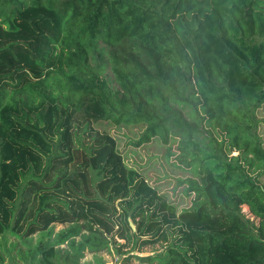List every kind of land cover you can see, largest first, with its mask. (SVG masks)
<instances>
[{
    "label": "trees",
    "instance_id": "trees-1",
    "mask_svg": "<svg viewBox=\"0 0 264 264\" xmlns=\"http://www.w3.org/2000/svg\"><path fill=\"white\" fill-rule=\"evenodd\" d=\"M29 8L62 23V78L26 68L45 56L20 33ZM111 69L133 87L139 124L181 138L193 206L127 164L103 104L73 85ZM263 108L264 0H0V238L18 241H0V264H80L87 247L95 264L112 249L124 262L264 264ZM55 225L68 228L45 242Z\"/></svg>",
    "mask_w": 264,
    "mask_h": 264
},
{
    "label": "rangeland",
    "instance_id": "rangeland-1",
    "mask_svg": "<svg viewBox=\"0 0 264 264\" xmlns=\"http://www.w3.org/2000/svg\"><path fill=\"white\" fill-rule=\"evenodd\" d=\"M20 33L29 37L36 38L40 47L45 52V56L40 63L32 62L27 58L26 68L34 76L55 75L58 78L64 69L65 52L68 49V39L63 32V27L57 14L48 9L29 8L23 12L19 21ZM73 85L85 86L103 104L106 114L104 116L103 128H110L112 133L117 135L119 149L123 152L127 164L145 176L150 184H157V189L168 197V199L178 205L180 209L193 206L202 199L198 190V179L194 173L187 168L185 163H181L179 158L182 156L180 151L181 138L175 136L167 127H160L148 130L139 124L135 117L133 106V87L128 79L120 72L111 69L108 73L97 76L92 73L79 76ZM262 120L260 135L264 143V108L259 113ZM238 152H232L236 156ZM243 211L248 217L250 214L247 206H243ZM131 226L135 227L132 221ZM68 228V225H55L50 237L43 240L53 242L58 234ZM39 235H35L32 240V247L37 245ZM8 244H16L18 241L13 237H6ZM3 237L1 242H5ZM77 242L82 237L75 238ZM121 242V241H120ZM63 250L62 255L70 254L69 244L58 246ZM163 243L155 246L143 247L140 253H133L139 256H150L164 250ZM131 250L126 249L124 251ZM106 264H145L137 259L124 262L118 251H102L98 254ZM124 256V255H123ZM94 254L87 247L82 251L79 259L80 264H95ZM12 258H8V263H12ZM31 264V263H27Z\"/></svg>",
    "mask_w": 264,
    "mask_h": 264
}]
</instances>
